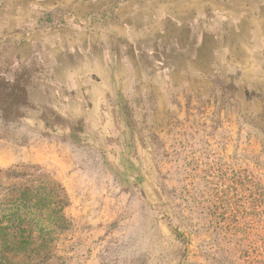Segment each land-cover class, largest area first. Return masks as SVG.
<instances>
[{
    "label": "rangeland",
    "instance_id": "rangeland-1",
    "mask_svg": "<svg viewBox=\"0 0 264 264\" xmlns=\"http://www.w3.org/2000/svg\"><path fill=\"white\" fill-rule=\"evenodd\" d=\"M47 1L0 0V264H264V0ZM76 64L111 122L68 143L30 114Z\"/></svg>",
    "mask_w": 264,
    "mask_h": 264
},
{
    "label": "crops",
    "instance_id": "crops-1",
    "mask_svg": "<svg viewBox=\"0 0 264 264\" xmlns=\"http://www.w3.org/2000/svg\"><path fill=\"white\" fill-rule=\"evenodd\" d=\"M80 5L74 9L76 13H83L88 7H90V2L94 1L93 9L95 11L89 12L90 10H86L88 12L85 14L86 18H90V15L99 13V10L103 8H110L111 3L110 0H79ZM191 3L192 8H196L198 0H188ZM247 0L241 1V7L247 8ZM253 1V0H252ZM53 9H61L58 7H64V9L73 10L72 1L71 0H48L47 1ZM99 4H97V3ZM104 2V5L102 4ZM130 3L126 4L131 5L133 0H129ZM96 4V5H95ZM176 4H172V9H175ZM122 6V5H121ZM190 7V4L188 5ZM87 7V8H86ZM115 7V6H114ZM102 8V10H103ZM132 8V5H131ZM194 14V11H192ZM173 16L179 15V13H175L172 11ZM172 16V17H173ZM171 17V16H170ZM247 24L254 22L253 17L245 16L244 17ZM170 23L174 25V28L170 31L168 29L160 30L162 34V40H175V36H178L179 24L174 18H167V20L162 21V24ZM177 25V26H175ZM227 50V58L229 63H236L238 59L233 56L230 47ZM206 49V50H205ZM201 53V54H200ZM214 48L213 45L210 48L201 46V52L199 55L201 59L205 61H211L213 59ZM92 56V54H90ZM67 58H70V55H65ZM100 66H96L90 72H86L81 70L80 66L77 64L75 66L68 65H53L48 69V77L46 80L41 81L40 79L35 84L37 90H39L38 96L41 98L36 101L35 109L31 110L30 123L40 125L41 133L55 134L56 137L69 138L71 140V132L72 130L65 126L67 123L74 124L79 128V136L78 138H104L108 131L103 130L102 123L111 122L110 117H107L108 110H105L106 107L109 106V100H84V97L87 92H92L93 90H100L103 85V81L106 78V75H103V71L99 68ZM88 76H91L88 81ZM40 90H47L50 92L53 97L51 100H43L45 98V94L43 95ZM43 92V91H42ZM46 99V98H45ZM50 99V98H49ZM54 114L52 113V111ZM48 111L52 113L58 120V122L63 123L54 127V130H48L45 124V115ZM30 125V126H31ZM106 126V125H104ZM101 129V130H100ZM102 131V132H99ZM39 132V133H40ZM94 145V144H93Z\"/></svg>",
    "mask_w": 264,
    "mask_h": 264
},
{
    "label": "trees",
    "instance_id": "trees-1",
    "mask_svg": "<svg viewBox=\"0 0 264 264\" xmlns=\"http://www.w3.org/2000/svg\"><path fill=\"white\" fill-rule=\"evenodd\" d=\"M34 108H32V109H34ZM51 111L54 114L53 110H51ZM52 113L50 115L45 114L46 117L49 116V117H47V120H45V124H46L48 130L53 131L55 126L63 124V123L58 122L59 119L57 120L56 117L54 115H52ZM65 126L69 127L72 130L71 140L69 138H66V140H69L68 143H70V141L72 143H74L73 140L78 138V136H79V131H78L79 128L77 126H75L74 124H71V123H67V124H65Z\"/></svg>",
    "mask_w": 264,
    "mask_h": 264
}]
</instances>
